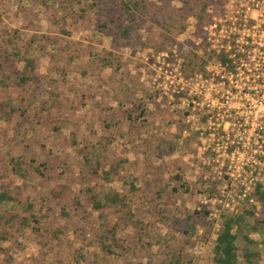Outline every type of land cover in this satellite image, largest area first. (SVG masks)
Here are the masks:
<instances>
[{"label":"rangeland","instance_id":"374dc122","mask_svg":"<svg viewBox=\"0 0 264 264\" xmlns=\"http://www.w3.org/2000/svg\"><path fill=\"white\" fill-rule=\"evenodd\" d=\"M0 64V264H216L246 212L264 264V0H0Z\"/></svg>","mask_w":264,"mask_h":264},{"label":"trees","instance_id":"16d2710c","mask_svg":"<svg viewBox=\"0 0 264 264\" xmlns=\"http://www.w3.org/2000/svg\"><path fill=\"white\" fill-rule=\"evenodd\" d=\"M138 3H127L123 7L127 12H130L132 7L138 8ZM131 31L130 28L124 29V34L127 36L129 32ZM236 39L232 41V44H235ZM225 46L224 49L220 50L219 52L214 51V56L209 54L205 61H203V65L200 66L202 77L212 79L213 76L209 71V64L210 62L215 59V61H218L220 64L221 69L223 70L222 74L217 76V80L224 78L228 79L230 75L237 74L241 66L243 65H249L252 66L254 62L252 61V52L249 51L250 47H243L239 44H236V48H233L231 51H228L225 47L230 46L228 43H223ZM251 49V48H250ZM27 72L30 71V74L25 75L21 78L22 83H26L28 80L31 79V73L33 70V67L31 66V62L26 63ZM2 69V65L0 64V70ZM246 71V69H243ZM196 72V71H195ZM261 78V77H260ZM204 122H207V118H203ZM86 163L89 164V159H86ZM16 168L14 169L18 174H22V167L20 163H16ZM97 173V171H96ZM258 186V187H257ZM256 193L258 195V198L261 202L264 203V191L261 184L256 185ZM14 199L10 197L7 193H2L0 195V204L4 201H13ZM93 200V206L95 209L99 210L101 209L105 204H113L122 201V198L118 193H112L108 197H106L107 203H103L101 200H98L96 196L92 197ZM253 215L251 212H246L243 215H227L224 217V223L218 232L216 244H215V262L216 264H237L239 260V248L237 247V240H238V233H234V231H242V230H249L248 225H245L246 218ZM250 230L252 227H249ZM249 230V231H250ZM246 239V243L249 245L255 244L254 241L249 240L248 236H244ZM264 246V243H263ZM258 255L256 253L251 252L250 250H247L244 254V260L247 264H257L252 261L254 257H257ZM183 264V263H182Z\"/></svg>","mask_w":264,"mask_h":264}]
</instances>
